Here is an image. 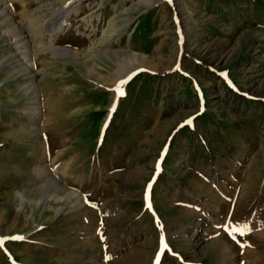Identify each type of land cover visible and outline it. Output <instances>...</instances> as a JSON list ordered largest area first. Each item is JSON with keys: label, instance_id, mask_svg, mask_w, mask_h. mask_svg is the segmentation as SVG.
Segmentation results:
<instances>
[{"label": "rangeland", "instance_id": "obj_1", "mask_svg": "<svg viewBox=\"0 0 264 264\" xmlns=\"http://www.w3.org/2000/svg\"><path fill=\"white\" fill-rule=\"evenodd\" d=\"M63 1H5L0 264H264V0Z\"/></svg>", "mask_w": 264, "mask_h": 264}, {"label": "bare ground", "instance_id": "obj_2", "mask_svg": "<svg viewBox=\"0 0 264 264\" xmlns=\"http://www.w3.org/2000/svg\"><path fill=\"white\" fill-rule=\"evenodd\" d=\"M5 1H7V0H0V6H2L0 9L1 10L0 11V25H4L8 22L14 24L15 23L14 17L12 16L8 5L5 4ZM144 1L145 0H139L136 4L135 3L134 4L136 6H139V5H142L141 2L143 3ZM44 5L47 6L48 4H44ZM42 7H43V4L40 5V8H42ZM129 10H130V8H129ZM79 11H80L79 2L76 3L72 0H68V1H65V3H64V1H63V5L61 7H59L55 12H53L49 18L46 19V25H48L47 30L49 32V37H50L51 41H54L55 39L58 38V35L61 33V31L69 25V21H70L71 16L74 13H78ZM16 24H14V25H16ZM8 33H9L8 36H10L12 38V41L15 42V44H18L19 46L24 47V50H22V52H21L25 56L24 61L26 62L27 65L32 66L35 63L34 62L35 59L38 57V53L34 52V50L30 47V36H29L30 30H29L28 26H25L24 23H20V24H18V28L16 29V31L11 30ZM47 49L53 54L52 56H56V55L58 56L59 55V56H63V57L65 56V57L72 58L73 54H75L71 50H69V48H66V47L65 48L64 47L62 48L60 46L59 47H47ZM42 50L45 51L46 49H42ZM121 54L124 55L125 57H128V59H131L132 61L137 57L135 53H131V51L129 52L127 50L121 51ZM5 59H6V57H3L0 60V63H1V61L5 60ZM25 62H23V63H25ZM133 69H135V68H133ZM10 78H11V75H9L6 80H8ZM72 195H73L72 193L68 194L69 197ZM80 198H82V197H80ZM80 198H79V200L81 201Z\"/></svg>", "mask_w": 264, "mask_h": 264}, {"label": "snow or ice", "instance_id": "obj_3", "mask_svg": "<svg viewBox=\"0 0 264 264\" xmlns=\"http://www.w3.org/2000/svg\"><path fill=\"white\" fill-rule=\"evenodd\" d=\"M123 83V82H122ZM121 95H123V92L121 91V93H120ZM113 110H115V108H113ZM186 123H191V121H186ZM239 231H241V233H243L244 232V230L243 229H241V230H239ZM249 231H250V229H249ZM18 239H22V237H19Z\"/></svg>", "mask_w": 264, "mask_h": 264}]
</instances>
